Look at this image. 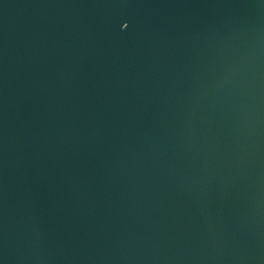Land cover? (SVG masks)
Instances as JSON below:
<instances>
[{"label": "water", "instance_id": "water-1", "mask_svg": "<svg viewBox=\"0 0 264 264\" xmlns=\"http://www.w3.org/2000/svg\"><path fill=\"white\" fill-rule=\"evenodd\" d=\"M0 264H264V0H0Z\"/></svg>", "mask_w": 264, "mask_h": 264}, {"label": "snow or ice", "instance_id": "snow-or-ice-1", "mask_svg": "<svg viewBox=\"0 0 264 264\" xmlns=\"http://www.w3.org/2000/svg\"><path fill=\"white\" fill-rule=\"evenodd\" d=\"M123 26H124V28H127V27H128V25H127V24H123Z\"/></svg>", "mask_w": 264, "mask_h": 264}]
</instances>
